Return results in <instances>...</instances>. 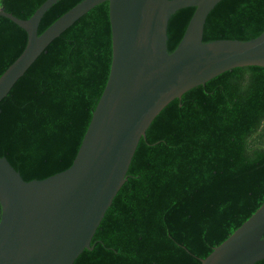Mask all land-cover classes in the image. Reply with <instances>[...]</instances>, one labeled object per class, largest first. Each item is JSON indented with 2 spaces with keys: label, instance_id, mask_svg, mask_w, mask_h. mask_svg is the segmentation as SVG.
Returning a JSON list of instances; mask_svg holds the SVG:
<instances>
[{
  "label": "trees",
  "instance_id": "obj_1",
  "mask_svg": "<svg viewBox=\"0 0 264 264\" xmlns=\"http://www.w3.org/2000/svg\"><path fill=\"white\" fill-rule=\"evenodd\" d=\"M46 0H0L30 18ZM82 0H59L39 34ZM195 12L169 21L168 47ZM264 31V0H221L204 41L249 40ZM27 32L0 15V76ZM113 57L109 2L55 38L0 103V156L27 181L74 162L105 89ZM264 203V67L225 71L166 105L142 137L127 180L73 264H201ZM2 206L0 203V220ZM254 264H264V259Z\"/></svg>",
  "mask_w": 264,
  "mask_h": 264
},
{
  "label": "water",
  "instance_id": "obj_2",
  "mask_svg": "<svg viewBox=\"0 0 264 264\" xmlns=\"http://www.w3.org/2000/svg\"><path fill=\"white\" fill-rule=\"evenodd\" d=\"M59 0H46L28 19L0 8L28 41L0 76V103L50 43L108 1L113 57L107 84L73 164L27 181L0 156V264H73L85 250L127 180L142 137L156 116L195 86L236 67H264V31L249 40L205 42L209 13L221 0H82L45 31L39 26ZM195 12L173 51L171 16ZM264 259V203L201 264H254Z\"/></svg>",
  "mask_w": 264,
  "mask_h": 264
}]
</instances>
